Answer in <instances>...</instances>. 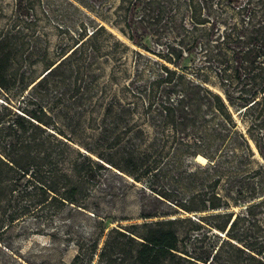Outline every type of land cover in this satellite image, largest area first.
<instances>
[{
  "label": "rangeland",
  "instance_id": "374dc122",
  "mask_svg": "<svg viewBox=\"0 0 264 264\" xmlns=\"http://www.w3.org/2000/svg\"><path fill=\"white\" fill-rule=\"evenodd\" d=\"M261 1L190 0L213 25L199 26L210 30V35L195 45H187L176 66L135 46L110 24L115 19L113 12L119 0H0V35L17 31L6 87L0 88L2 124L20 118L28 130L32 129L30 123L40 125L45 130L40 135L52 134L66 144H58L62 149L60 156L46 160L38 157L29 166L30 172L16 180L21 189L19 194H14L17 201L31 206L18 219L3 223L0 264H99L98 254L112 227L184 217L192 223L185 222L182 232L192 230L197 234L221 221L210 217L211 214H237L244 208L243 204H233L227 195L232 196L227 190L226 175L213 189V179L205 176L203 169L207 159L201 155L188 156L182 149L173 150L175 146L170 142L163 149L158 144L148 149L149 169L137 179L119 171L105 158L120 164L121 155L117 152L123 144L113 141L117 133L106 134L104 130L110 118L107 117L109 104L112 111L128 105L139 108L142 98L137 91L152 76L156 64L189 73L198 71L216 82V73L226 64L228 72L233 73L236 64L254 63L259 43L251 45L245 38L239 40L238 33L248 20L246 10ZM185 3L182 13L189 24L190 11ZM82 23L86 28L92 23L105 26L130 49H117L111 54L110 40L103 36L105 49L92 64H64L55 75L41 80L50 63L58 59L61 48L72 43ZM152 40L145 37L143 43L150 50L157 49ZM236 55L237 62L233 60ZM141 70L144 73L140 74ZM138 111L132 110L131 121L137 120ZM234 117L245 132L247 123H241L236 114ZM145 131L149 133V127ZM148 135L143 136L146 139ZM9 140L5 130L0 133V144L6 145ZM249 143L255 155L243 171L255 168V161L263 162L253 142L249 140ZM144 147L142 143L141 149ZM86 156L103 168L97 169L94 179L73 178L70 170L73 165L82 173L88 168ZM62 173L69 175L70 184H79L80 201L75 205L52 202L38 206L44 191L56 181L61 182ZM212 189L230 204L228 208H203ZM231 189L234 191L235 187ZM211 229V233L225 236L222 231ZM204 241L216 244L210 233ZM199 244L193 241L191 246L196 248ZM79 253L83 256L77 259Z\"/></svg>",
  "mask_w": 264,
  "mask_h": 264
},
{
  "label": "trees",
  "instance_id": "16d2710c",
  "mask_svg": "<svg viewBox=\"0 0 264 264\" xmlns=\"http://www.w3.org/2000/svg\"><path fill=\"white\" fill-rule=\"evenodd\" d=\"M184 3L185 0H119L113 12L115 19L110 24L135 46L177 66L187 45H195L202 37L210 35V30L199 26L213 25L200 15L190 0L185 3L190 11L187 24L182 13ZM246 11L248 20L238 33V39L245 38L251 45L259 43L254 63L236 64L233 73L228 72L226 64L216 73V82L198 71L189 73L156 64L152 76L137 91L142 98L139 108L128 105L121 106L120 111H112L113 106L109 104L107 117L110 118L104 130L106 134L117 133L113 141L123 144L117 152L121 155L120 164L105 158L119 171L137 179L149 169L146 165L148 149L156 144L163 149L170 142L175 146L173 150L182 149L188 156L201 155L207 159L203 169L205 176L213 179V189L226 175L227 190L232 196L227 195L233 199V204H243L244 208L237 214H211L210 217L221 221L197 234L192 230L182 232L185 222L192 223L190 218L184 217L112 227L98 254L99 264H264V256H261L264 255V0ZM23 13L27 15V12L20 15ZM85 26L82 23L72 43L61 48L58 59L50 63L41 80L55 75L64 64H92L105 49L103 36L110 40L111 54L117 49H130L105 26L97 23ZM16 37L17 31L12 30L0 35V88L6 87ZM145 37L153 39L158 48L150 50L143 43ZM233 60L237 62L238 57ZM133 109H139L136 121H131ZM235 114L241 123H247L245 132L239 128ZM2 123L4 120L0 117V133L5 130L10 140L6 145L0 144V230L3 223L18 219L31 206L17 201L14 194H19L21 189L16 180L30 172L29 166L35 159L58 157L62 152L58 144L66 145L52 134L40 135L45 131L40 125L30 123L32 129L28 130L20 118ZM146 126L149 133L145 131ZM144 134L150 135L145 139ZM249 140L263 162L255 161V168L243 171L255 155ZM86 158L89 165L85 172L76 165L70 169L73 178L91 180L96 177L97 169L103 168ZM68 178L69 175L62 173L61 182L56 181L44 191L38 206L52 202L77 204L81 199V190H77L79 184H70ZM213 189L203 208H228L230 204ZM211 228L222 231L225 236L211 233ZM209 233L216 238V244L205 243ZM193 241L200 244L192 248ZM80 256L83 255L79 253L77 259Z\"/></svg>",
  "mask_w": 264,
  "mask_h": 264
},
{
  "label": "bare ground",
  "instance_id": "6f19581e",
  "mask_svg": "<svg viewBox=\"0 0 264 264\" xmlns=\"http://www.w3.org/2000/svg\"><path fill=\"white\" fill-rule=\"evenodd\" d=\"M198 158H201L200 156H198Z\"/></svg>",
  "mask_w": 264,
  "mask_h": 264
},
{
  "label": "water",
  "instance_id": "95a60500",
  "mask_svg": "<svg viewBox=\"0 0 264 264\" xmlns=\"http://www.w3.org/2000/svg\"><path fill=\"white\" fill-rule=\"evenodd\" d=\"M233 219V218H232ZM228 227H229V224H228Z\"/></svg>",
  "mask_w": 264,
  "mask_h": 264
}]
</instances>
